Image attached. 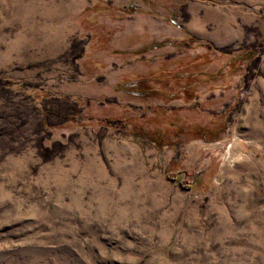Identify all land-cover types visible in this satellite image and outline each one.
Wrapping results in <instances>:
<instances>
[{"label":"rangeland","instance_id":"374dc122","mask_svg":"<svg viewBox=\"0 0 264 264\" xmlns=\"http://www.w3.org/2000/svg\"><path fill=\"white\" fill-rule=\"evenodd\" d=\"M0 264H264V0H0Z\"/></svg>","mask_w":264,"mask_h":264},{"label":"bare ground","instance_id":"6f19581e","mask_svg":"<svg viewBox=\"0 0 264 264\" xmlns=\"http://www.w3.org/2000/svg\"><path fill=\"white\" fill-rule=\"evenodd\" d=\"M230 156H231V152H230V155L228 156V159L230 158Z\"/></svg>","mask_w":264,"mask_h":264}]
</instances>
